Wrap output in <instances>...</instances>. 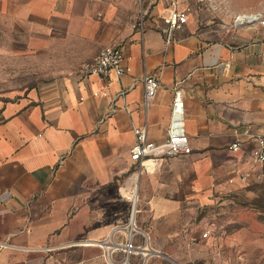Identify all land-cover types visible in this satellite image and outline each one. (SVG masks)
I'll list each match as a JSON object with an SVG mask.
<instances>
[{"label":"crops","instance_id":"0c3cea01","mask_svg":"<svg viewBox=\"0 0 264 264\" xmlns=\"http://www.w3.org/2000/svg\"><path fill=\"white\" fill-rule=\"evenodd\" d=\"M178 2L188 20L167 44L165 0H0L8 53L38 80L0 95V264H194L205 256L203 239L181 233L185 225L263 166L251 152L264 136V28L231 24L264 0L252 9L240 0ZM108 46L121 47L129 71L83 78L82 64ZM151 74L160 87L146 109ZM176 90L192 153L140 172L130 159L135 129L164 142Z\"/></svg>","mask_w":264,"mask_h":264},{"label":"rangeland","instance_id":"374dc122","mask_svg":"<svg viewBox=\"0 0 264 264\" xmlns=\"http://www.w3.org/2000/svg\"><path fill=\"white\" fill-rule=\"evenodd\" d=\"M257 1L240 0L242 5H251L248 9ZM232 2L225 0V5L231 7ZM0 44V49L5 46L6 51L0 53V95L15 96V91L38 80L26 78L24 71L16 69L17 58L8 53V38L3 31H0ZM185 226L181 233L187 236L193 231L203 239L205 256L194 264H264V165L259 173L250 174L247 181L241 180L239 186L227 187ZM205 233L208 236L203 238ZM180 258L190 262L189 255ZM170 260L175 263L174 259Z\"/></svg>","mask_w":264,"mask_h":264},{"label":"built area","instance_id":"2783aa9c","mask_svg":"<svg viewBox=\"0 0 264 264\" xmlns=\"http://www.w3.org/2000/svg\"><path fill=\"white\" fill-rule=\"evenodd\" d=\"M172 7V14L165 18L167 29L165 30L167 44L173 43V34L182 28L188 20V10H179V0H165ZM231 26L235 29L258 26L264 28V8L255 13H243L234 17ZM126 55L119 46H108L98 52L91 62L82 64L80 73L83 78L99 77L111 80L113 76L125 75L129 68L124 65ZM145 90V107L148 109L150 102L156 97L160 87V79L154 75H146L143 79ZM106 91L96 92L95 96H107ZM125 93L122 92L121 96ZM136 142L131 149L130 159L136 164L140 172L144 168L154 166L158 159L173 158L192 153L189 137L185 130L184 111L182 97L179 90H176L172 108L171 122L168 128V136L164 142L157 143L148 139L146 126L135 129ZM256 146L251 152V158L255 164L264 165V136L256 138ZM242 143L235 142L230 149L237 152L241 149ZM250 177L249 173L240 176L244 182ZM233 180H230L232 182ZM207 237L208 234L203 235ZM126 251L130 254L136 250V246L130 241L126 245Z\"/></svg>","mask_w":264,"mask_h":264},{"label":"bare ground","instance_id":"6f19581e","mask_svg":"<svg viewBox=\"0 0 264 264\" xmlns=\"http://www.w3.org/2000/svg\"><path fill=\"white\" fill-rule=\"evenodd\" d=\"M135 196V195H134ZM135 198V197H134Z\"/></svg>","mask_w":264,"mask_h":264}]
</instances>
